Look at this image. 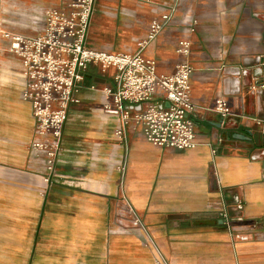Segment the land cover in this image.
Masks as SVG:
<instances>
[{
  "label": "crops",
  "instance_id": "1",
  "mask_svg": "<svg viewBox=\"0 0 264 264\" xmlns=\"http://www.w3.org/2000/svg\"><path fill=\"white\" fill-rule=\"evenodd\" d=\"M70 1L1 0L0 30L38 34L45 12ZM172 10L143 56L172 74L178 42L191 41L192 150L154 146L133 123L117 137L101 91L114 71L90 65L50 168L31 147L21 61L0 41V264H264V159H251L264 149V91L252 88L254 72L264 84V65L233 74L264 56V0H96L87 45L135 52ZM219 99L228 117L215 111ZM225 212L227 222L216 216Z\"/></svg>",
  "mask_w": 264,
  "mask_h": 264
},
{
  "label": "built area",
  "instance_id": "2",
  "mask_svg": "<svg viewBox=\"0 0 264 264\" xmlns=\"http://www.w3.org/2000/svg\"><path fill=\"white\" fill-rule=\"evenodd\" d=\"M95 5L96 0H72L66 7L50 8L45 12L42 32L35 35L0 30V41L22 64V99L29 104L35 123L31 147L46 153L51 168L70 103L88 67L95 65L103 75L114 71L112 85L101 91L107 100L104 111L118 117L114 133L117 137L122 138L126 127L133 123L154 146L179 151L197 148L196 107L191 96V41L184 38L178 42L176 52L183 60L172 74L158 73L156 62L143 56V51L170 22L174 10L151 22L147 36L138 42L135 52L107 53L87 45ZM254 65L263 66L264 56L247 60L245 69H237L233 74L246 78ZM257 70L260 74L261 69ZM257 77L254 72L252 79L256 82L252 88L263 93L264 84H259ZM157 93L162 96L160 101H155ZM215 111L223 118L231 115L223 99L216 101ZM256 124L264 135V120L257 119ZM251 159H264V149ZM216 216L228 220L226 212ZM258 225L254 223L252 229Z\"/></svg>",
  "mask_w": 264,
  "mask_h": 264
},
{
  "label": "rangeland",
  "instance_id": "3",
  "mask_svg": "<svg viewBox=\"0 0 264 264\" xmlns=\"http://www.w3.org/2000/svg\"><path fill=\"white\" fill-rule=\"evenodd\" d=\"M119 50H120V48L118 47V44H116L115 51H119ZM88 71H90V68H89ZM106 84H107V85H112V80L110 81L109 79H107V80H106Z\"/></svg>",
  "mask_w": 264,
  "mask_h": 264
},
{
  "label": "water",
  "instance_id": "4",
  "mask_svg": "<svg viewBox=\"0 0 264 264\" xmlns=\"http://www.w3.org/2000/svg\"><path fill=\"white\" fill-rule=\"evenodd\" d=\"M0 2H1V0H0ZM94 81L98 82V83H103L104 82V80L101 79V78H96V79H94Z\"/></svg>",
  "mask_w": 264,
  "mask_h": 264
}]
</instances>
